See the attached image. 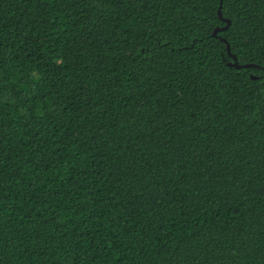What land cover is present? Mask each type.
Instances as JSON below:
<instances>
[{
    "label": "trees",
    "instance_id": "1",
    "mask_svg": "<svg viewBox=\"0 0 264 264\" xmlns=\"http://www.w3.org/2000/svg\"><path fill=\"white\" fill-rule=\"evenodd\" d=\"M263 70L264 0H0V264H264Z\"/></svg>",
    "mask_w": 264,
    "mask_h": 264
},
{
    "label": "water",
    "instance_id": "2",
    "mask_svg": "<svg viewBox=\"0 0 264 264\" xmlns=\"http://www.w3.org/2000/svg\"><path fill=\"white\" fill-rule=\"evenodd\" d=\"M220 2H221V0H220ZM220 9H221V3L219 5V7H218L217 14L221 18V20L225 23V26L221 27V28H216L213 31V35L214 36H217V32L225 30L228 27V25L230 24V21L228 19H225V18L222 17ZM217 38L219 40H221L225 44L226 52H227L228 56L232 59V62L228 63L229 66H232V67L238 68V69L239 68L258 67L257 65H254V64H239L237 59H236V57H235V55H233L231 53L230 46H229L228 42L226 41V39H224V38H222L220 36H217ZM252 78H255V76H252Z\"/></svg>",
    "mask_w": 264,
    "mask_h": 264
}]
</instances>
